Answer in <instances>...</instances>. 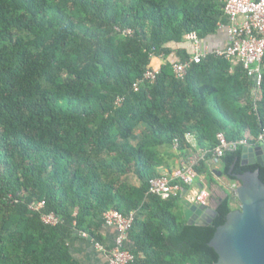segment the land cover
I'll return each mask as SVG.
<instances>
[{
	"label": "trees",
	"instance_id": "trees-1",
	"mask_svg": "<svg viewBox=\"0 0 264 264\" xmlns=\"http://www.w3.org/2000/svg\"><path fill=\"white\" fill-rule=\"evenodd\" d=\"M227 21L222 0H0V264H80L69 239L100 242L109 209L136 211L133 264H215L209 241L237 199L229 193L200 225L176 211L179 198L147 192L163 148L176 137L186 154L188 132L209 150L199 174L213 181L218 165L233 182L259 169L264 182V166L241 163L243 146L210 162L219 132L258 143L264 58L255 110L241 62L208 53L183 78L172 70L192 53L189 34L206 39ZM154 58L156 80L135 89Z\"/></svg>",
	"mask_w": 264,
	"mask_h": 264
},
{
	"label": "built area",
	"instance_id": "built-area-1",
	"mask_svg": "<svg viewBox=\"0 0 264 264\" xmlns=\"http://www.w3.org/2000/svg\"><path fill=\"white\" fill-rule=\"evenodd\" d=\"M224 13L228 18L226 24L219 28H225L226 43L222 47L208 49L204 47L201 39L195 34H189L188 38L192 41V53L183 61L173 63L172 70L176 77L183 78L188 67L192 63H199L208 53L227 60L241 62L248 77L252 79L251 100L252 108L256 109V98L261 91L263 71L262 60L264 58V0H222ZM123 34L131 33L130 29L122 31ZM162 62V59L159 58ZM161 62L148 67L135 83L137 89L140 82H153L161 69ZM122 97H117L115 105H120ZM264 138V129L258 136V143ZM217 145L212 150L210 162L216 164L220 156L226 151H234L239 146H250L246 139L227 140L222 132L217 133ZM186 154H179L180 142L178 138H173L171 149L177 155L178 165L176 168L165 171L163 174L152 177L148 182V194L159 196L161 199L176 197L183 199L185 193L190 191L193 200L201 205H208L210 191L206 185L197 188V180L200 174L195 166L205 160L208 149L198 146L197 137L194 133L185 134ZM238 181L231 182L230 191L236 197ZM189 194V193H188ZM187 199V198H185ZM44 202L31 203L29 207L39 211ZM136 211L131 210L127 214H122L116 209H109L103 213L105 226H112L117 233L113 244L107 250L109 264H133L135 256L131 250L125 246L130 229L133 226ZM42 220L47 224H56L58 218L53 213L43 214ZM86 236L85 233H81ZM96 246L100 247L97 243Z\"/></svg>",
	"mask_w": 264,
	"mask_h": 264
},
{
	"label": "water",
	"instance_id": "water-1",
	"mask_svg": "<svg viewBox=\"0 0 264 264\" xmlns=\"http://www.w3.org/2000/svg\"><path fill=\"white\" fill-rule=\"evenodd\" d=\"M241 163L264 166V142L243 146ZM213 172L222 176L219 169L215 168ZM235 178L238 181L236 197L240 205L226 215L224 223L216 228L209 241L218 254L215 264H264V182L259 177V169L247 170L235 175ZM228 194L227 190H223L217 200L210 196L206 206L182 200L186 223H211L219 202Z\"/></svg>",
	"mask_w": 264,
	"mask_h": 264
},
{
	"label": "crops",
	"instance_id": "crops-1",
	"mask_svg": "<svg viewBox=\"0 0 264 264\" xmlns=\"http://www.w3.org/2000/svg\"><path fill=\"white\" fill-rule=\"evenodd\" d=\"M226 43V33L224 26L219 28L214 34L210 35L206 39H203L202 44L209 50L216 47H222ZM184 47H191L190 41L184 42ZM154 63L161 62L159 58L153 59ZM169 155L164 154V161L160 166H158L159 174H163L165 171L172 170L177 167L178 159L176 154L172 151L171 146L163 148ZM214 168H218V165H214ZM226 179L223 176H218L215 174L213 176V181L206 174H200L197 180V188L200 185H206L209 188L210 196L217 200L220 198L222 191L227 190ZM134 184H139V181L133 179ZM189 193V194H188ZM185 197L180 199L181 201L187 198L188 200H193L192 193L187 191ZM181 205V204H180ZM116 229L112 226L103 225L100 229V242H96L93 238L86 235L83 236L80 232H75L69 239V246L71 253L80 264H109L107 250L113 244L114 238L116 236ZM99 244L100 247L96 246ZM125 246L130 250L133 247V241L127 238Z\"/></svg>",
	"mask_w": 264,
	"mask_h": 264
},
{
	"label": "rangeland",
	"instance_id": "rangeland-1",
	"mask_svg": "<svg viewBox=\"0 0 264 264\" xmlns=\"http://www.w3.org/2000/svg\"><path fill=\"white\" fill-rule=\"evenodd\" d=\"M225 183H226L227 189L230 191L231 190L230 189L231 182L230 181H226ZM235 199H237V198H235ZM233 205L239 207L240 204H239L238 200H235V202L233 203ZM176 211L178 213H180L181 216L183 215V217H184V214H183V210H182V206L181 205L176 208Z\"/></svg>",
	"mask_w": 264,
	"mask_h": 264
},
{
	"label": "flooded vegetation",
	"instance_id": "flooded-vegetation-1",
	"mask_svg": "<svg viewBox=\"0 0 264 264\" xmlns=\"http://www.w3.org/2000/svg\"><path fill=\"white\" fill-rule=\"evenodd\" d=\"M225 179H226V178H225ZM226 181H229V180L226 179Z\"/></svg>",
	"mask_w": 264,
	"mask_h": 264
}]
</instances>
